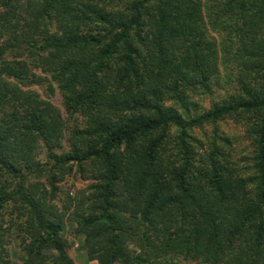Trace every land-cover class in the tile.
<instances>
[{"label":"trees","instance_id":"1","mask_svg":"<svg viewBox=\"0 0 264 264\" xmlns=\"http://www.w3.org/2000/svg\"><path fill=\"white\" fill-rule=\"evenodd\" d=\"M228 119L248 166L195 135ZM69 225L97 264H264V0H0V264H75Z\"/></svg>","mask_w":264,"mask_h":264},{"label":"rangeland","instance_id":"2","mask_svg":"<svg viewBox=\"0 0 264 264\" xmlns=\"http://www.w3.org/2000/svg\"><path fill=\"white\" fill-rule=\"evenodd\" d=\"M220 80L221 81L215 87L212 96L203 100L195 99L196 103H198L200 107V112L208 110L214 102H218L230 94L232 86L227 84V81L224 79V77ZM33 90L38 92L43 99L49 100L62 114L66 122V127L70 126V124L68 125L69 120L62 104V98L57 91L54 94H49V92H44L37 86L33 87ZM216 130L218 131L219 137L222 138L216 141L220 146L221 151L226 153L228 156L231 155L234 163H239L242 166L250 165L253 152L251 145L252 143L248 139L242 124H238L235 120L228 119L219 122L217 125H207L203 130H196L195 135L199 139L209 142V145H211L214 143ZM66 146L67 141L65 139L63 141V148H66ZM57 151L60 152L61 150ZM45 155L46 151L42 149L40 152V158L44 159ZM59 187L60 194L53 204L60 210H63L68 197L74 199L75 197L79 196L81 192L87 187V183L84 182L79 175H74L66 178L64 182L59 184ZM9 220L10 218L7 216L6 221ZM64 239L68 246V254L75 264H97L96 262L89 261L87 254L83 249V238L75 235V228L73 226L69 225L65 229ZM8 249L11 254L12 263L23 264L18 258L20 254L18 253V249L15 247V245L11 244Z\"/></svg>","mask_w":264,"mask_h":264}]
</instances>
